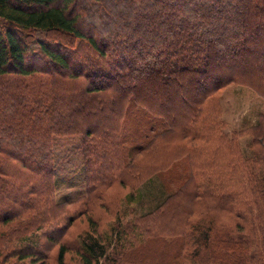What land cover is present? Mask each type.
I'll list each match as a JSON object with an SVG mask.
<instances>
[{
  "label": "trees",
  "instance_id": "trees-1",
  "mask_svg": "<svg viewBox=\"0 0 264 264\" xmlns=\"http://www.w3.org/2000/svg\"><path fill=\"white\" fill-rule=\"evenodd\" d=\"M81 1L0 0V264H264V113L228 131L221 100L264 98V0Z\"/></svg>",
  "mask_w": 264,
  "mask_h": 264
},
{
  "label": "rangeland",
  "instance_id": "rangeland-1",
  "mask_svg": "<svg viewBox=\"0 0 264 264\" xmlns=\"http://www.w3.org/2000/svg\"><path fill=\"white\" fill-rule=\"evenodd\" d=\"M118 5L116 0H111ZM79 5H83L79 0ZM115 10L117 13L120 9ZM85 24H92L99 29L105 24L104 19L97 12H90L86 17ZM51 36V35H50ZM222 106L224 108L223 120L228 125V131L245 128L255 123L259 113H264V98L257 94L252 88L235 83L229 84L222 95ZM105 116H102V118ZM157 129V128H155ZM132 138V136H131ZM126 144L130 145V135L127 134ZM247 138H242L243 149L246 150ZM130 147V146H129ZM55 188L58 201L74 200L85 193L86 176L83 168L81 145L79 136H55ZM160 175L154 176L143 188L144 202L142 210H149L157 202L156 196L163 194ZM161 194V196H162ZM153 198V200H152ZM136 205L135 203H133ZM138 207V206H137ZM139 208V207H138ZM63 224V221L58 223ZM54 227V224L47 226V230Z\"/></svg>",
  "mask_w": 264,
  "mask_h": 264
},
{
  "label": "crops",
  "instance_id": "crops-1",
  "mask_svg": "<svg viewBox=\"0 0 264 264\" xmlns=\"http://www.w3.org/2000/svg\"><path fill=\"white\" fill-rule=\"evenodd\" d=\"M162 189V188H161Z\"/></svg>",
  "mask_w": 264,
  "mask_h": 264
}]
</instances>
